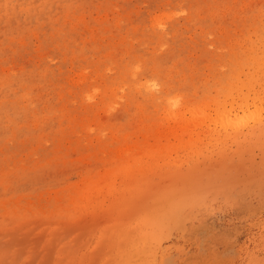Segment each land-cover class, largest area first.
<instances>
[{"label": "rangeland", "instance_id": "374dc122", "mask_svg": "<svg viewBox=\"0 0 264 264\" xmlns=\"http://www.w3.org/2000/svg\"><path fill=\"white\" fill-rule=\"evenodd\" d=\"M0 264H264V0H0Z\"/></svg>", "mask_w": 264, "mask_h": 264}, {"label": "bare ground", "instance_id": "6f19581e", "mask_svg": "<svg viewBox=\"0 0 264 264\" xmlns=\"http://www.w3.org/2000/svg\"><path fill=\"white\" fill-rule=\"evenodd\" d=\"M229 127V126H228ZM223 129H225V128H223Z\"/></svg>", "mask_w": 264, "mask_h": 264}]
</instances>
